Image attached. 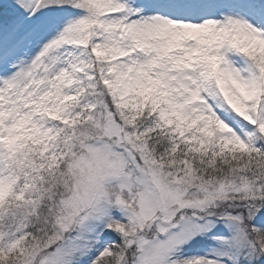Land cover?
<instances>
[{
  "label": "snow or ice",
  "instance_id": "snow-or-ice-1",
  "mask_svg": "<svg viewBox=\"0 0 264 264\" xmlns=\"http://www.w3.org/2000/svg\"><path fill=\"white\" fill-rule=\"evenodd\" d=\"M0 264H264V0H0Z\"/></svg>",
  "mask_w": 264,
  "mask_h": 264
}]
</instances>
